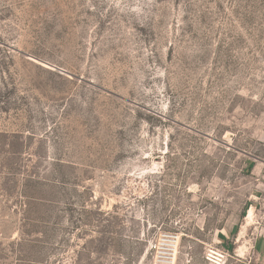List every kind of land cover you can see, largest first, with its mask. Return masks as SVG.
Wrapping results in <instances>:
<instances>
[{
    "label": "rangeland",
    "instance_id": "374dc122",
    "mask_svg": "<svg viewBox=\"0 0 264 264\" xmlns=\"http://www.w3.org/2000/svg\"><path fill=\"white\" fill-rule=\"evenodd\" d=\"M262 232L264 0H0V264H257Z\"/></svg>",
    "mask_w": 264,
    "mask_h": 264
},
{
    "label": "crops",
    "instance_id": "0c3cea01",
    "mask_svg": "<svg viewBox=\"0 0 264 264\" xmlns=\"http://www.w3.org/2000/svg\"><path fill=\"white\" fill-rule=\"evenodd\" d=\"M254 207L255 206L252 205L251 208H254ZM251 208L250 210H252ZM253 248H254L253 258L255 260V263L264 264V232H262V234L258 238L255 239Z\"/></svg>",
    "mask_w": 264,
    "mask_h": 264
},
{
    "label": "bare ground",
    "instance_id": "6f19581e",
    "mask_svg": "<svg viewBox=\"0 0 264 264\" xmlns=\"http://www.w3.org/2000/svg\"><path fill=\"white\" fill-rule=\"evenodd\" d=\"M245 227H246V226H245ZM245 231H246V230H245ZM243 234H244V233H243ZM243 234H242V235L240 234L241 236L239 237V239H238V238H237V239H238V240H242V239H244V238L242 237ZM245 234H246V233H245ZM245 234H244V235H245Z\"/></svg>",
    "mask_w": 264,
    "mask_h": 264
},
{
    "label": "built area",
    "instance_id": "2783aa9c",
    "mask_svg": "<svg viewBox=\"0 0 264 264\" xmlns=\"http://www.w3.org/2000/svg\"><path fill=\"white\" fill-rule=\"evenodd\" d=\"M213 254H214L213 252L211 254H209V257H212Z\"/></svg>",
    "mask_w": 264,
    "mask_h": 264
}]
</instances>
